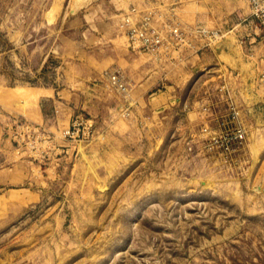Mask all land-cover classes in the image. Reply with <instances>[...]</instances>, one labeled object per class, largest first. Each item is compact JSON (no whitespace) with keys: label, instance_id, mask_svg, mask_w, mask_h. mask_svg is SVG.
<instances>
[{"label":"rangeland","instance_id":"374dc122","mask_svg":"<svg viewBox=\"0 0 264 264\" xmlns=\"http://www.w3.org/2000/svg\"><path fill=\"white\" fill-rule=\"evenodd\" d=\"M125 2L0 0V108L10 124L0 165H18L19 177L15 190L0 188V264H264V27L243 0L237 33L228 21L234 36L206 34L238 41L245 55L255 43V91L246 61L238 86L195 75L174 84L158 78V55L120 41ZM234 62L224 58L230 71ZM113 68L140 85L139 104L113 98L100 79ZM52 88L69 95L49 98ZM164 90L178 101L154 97ZM204 91L208 104L219 99L217 111L231 101L241 110L245 138L226 154L205 145L232 124L226 116L224 126L202 127L211 120ZM192 103L200 121L186 118ZM75 120L83 133L69 138Z\"/></svg>","mask_w":264,"mask_h":264},{"label":"crops","instance_id":"0c3cea01","mask_svg":"<svg viewBox=\"0 0 264 264\" xmlns=\"http://www.w3.org/2000/svg\"><path fill=\"white\" fill-rule=\"evenodd\" d=\"M125 3L126 5H124L123 7L122 14H126L130 11L133 12L134 15H136L137 12L150 11L152 13V17L156 19L155 23L157 24V27H159L160 29H163L162 26L167 22L169 24H175L179 26L185 33V43L178 46L176 50H174L173 46L169 44L166 45L161 50V52L154 53V55L156 54V56H159L158 58L156 57V65H159L160 68H163L161 73L158 75L159 79L168 77L171 79L172 83L182 84L184 82H187L191 77H193V75H195L193 79L196 80L195 82L200 81L202 78L206 80H208L209 78H216L218 79L217 81H220L221 79L222 82H225V80H231V82H236L238 86L239 84H241V81L243 79V76L240 73L239 66H241L244 61H246V63L252 68L253 73L251 75V80H249L252 82L253 89L255 91V43L251 45V52L245 55L243 54L239 43L237 44V39L236 44L232 43V40L229 38L221 39L223 35L230 33L232 35L235 34V31L228 29L229 24H233L230 28H232L234 25L235 27L237 26V28L235 29L236 33L238 32V28L240 27L239 25L243 23L242 21H244L243 19L245 18L243 10V0H127V2ZM155 13L159 14V18H157V14ZM232 18L234 19V21L228 24V21ZM119 21L120 18L118 21H116L115 19V31L117 34H119L120 41L126 45L125 39L118 29ZM254 31L255 29H253V32ZM213 32L219 33L221 35L220 39H210L212 38L211 36L214 35ZM207 33H211L212 35L206 36ZM251 40L255 41V37L253 36L251 39H249V42H252ZM217 42H220L219 48L216 47ZM139 54L144 55L146 53L139 52ZM227 57L230 58L231 61H235L234 65L235 67H237V69H233L232 71H230L228 68H226L227 66L224 63V58L227 59ZM222 65H224L223 68ZM209 66H212V70L217 72H209V70H211L209 69ZM168 67H171L173 69L172 72H169L167 69H165ZM114 70V68L111 70L103 69V71L100 72V79L106 81L103 72H116ZM226 71L227 74L225 73ZM116 73H120L119 75L127 84V89L123 92L113 89L112 91L115 92H113V98L122 106H125V108H129L131 105L135 106L137 103L139 104L140 95L138 94V92L141 93V90H138V87L140 85L136 83L135 80L128 77L126 74L122 72ZM219 83H216V89L218 92H220L219 89L222 86ZM134 91L136 92L135 95L133 93ZM46 94L49 98L52 99L57 97L66 99L69 95V90L62 88L56 90L52 88L47 89ZM219 94L221 96L220 101H227V96H225V99L223 98V94L221 92ZM251 94L254 95V92ZM158 95H160V98H163L165 101L169 99L168 102L174 100L178 101L176 92H174V94H169L167 90H164L163 92H159L158 94L154 95V97H159ZM202 97L203 100L206 101L207 96L205 95V91L202 93L201 98ZM188 98L189 94L186 96L187 100ZM241 98L243 99L242 96ZM177 101L175 102L177 103ZM220 101L218 98H209L210 104H208L207 101V104H202V106H204L206 115H208L211 119L201 123L203 124L202 127H207L206 122H208L209 125H211V123L214 124L215 122L216 126H220L223 125V123H226L225 119L221 117L227 116L229 118V111L224 114L217 111V109H214V107H217V104ZM0 102H2L1 99ZM56 102L53 101V107L55 111L57 107H62L65 104L64 100L63 102H59V106L58 104H56ZM193 103L195 102L193 101ZM193 103L192 105H189V108H187L186 118L192 122H195V120L200 121V117L202 116L201 111L199 110V108L197 109L196 105H193ZM199 105L201 106V103ZM36 108L32 110L33 118H35L34 121L41 118V111L38 102ZM237 111V119L241 123V110L239 107ZM191 118L192 120H190ZM218 119H220V122L218 121ZM227 122L229 123L230 120L228 119ZM241 125L243 124L241 123ZM8 127L10 128V124H6L5 115L0 108V152H3V148L7 147V145L10 144L8 136L5 137L4 135V132H8L6 130ZM9 154L10 153H8V156ZM17 166L18 165H14L13 168H10V166L0 165V188L1 186H4L6 184L8 185L6 187V190H15V188L11 186V181L19 179L18 176L13 175L14 170H17ZM0 199H2L1 193Z\"/></svg>","mask_w":264,"mask_h":264},{"label":"built area","instance_id":"2783aa9c","mask_svg":"<svg viewBox=\"0 0 264 264\" xmlns=\"http://www.w3.org/2000/svg\"><path fill=\"white\" fill-rule=\"evenodd\" d=\"M248 6L249 16H251L260 26L264 27V0H245ZM140 19H131V15H121L118 27L125 39L126 45L138 52L154 54L161 52L166 45H182L185 43L184 31L175 24L165 23L160 30H153L148 27L152 18L150 11L140 13ZM164 31V33H163ZM109 86L120 92L127 89V84L116 72H103ZM236 109L229 104V120L232 124L229 132L212 134L206 142V147L210 150L213 146H218L226 154L231 145L240 144L245 138V129L237 119ZM81 132L79 123L73 121L64 130V135L69 138H76ZM83 133V132H81Z\"/></svg>","mask_w":264,"mask_h":264},{"label":"bare ground","instance_id":"6f19581e","mask_svg":"<svg viewBox=\"0 0 264 264\" xmlns=\"http://www.w3.org/2000/svg\"><path fill=\"white\" fill-rule=\"evenodd\" d=\"M148 27L150 28L149 23H148Z\"/></svg>","mask_w":264,"mask_h":264}]
</instances>
